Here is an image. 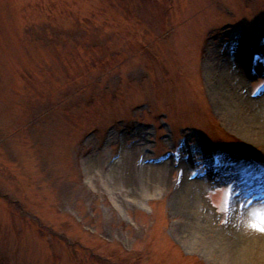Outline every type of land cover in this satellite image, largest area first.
I'll return each mask as SVG.
<instances>
[{
	"label": "rangeland",
	"instance_id": "374dc122",
	"mask_svg": "<svg viewBox=\"0 0 264 264\" xmlns=\"http://www.w3.org/2000/svg\"><path fill=\"white\" fill-rule=\"evenodd\" d=\"M263 34L264 0H0V264H264Z\"/></svg>",
	"mask_w": 264,
	"mask_h": 264
},
{
	"label": "bare ground",
	"instance_id": "6f19581e",
	"mask_svg": "<svg viewBox=\"0 0 264 264\" xmlns=\"http://www.w3.org/2000/svg\"><path fill=\"white\" fill-rule=\"evenodd\" d=\"M238 56H239V58H238L239 60L238 61H239V64H240L241 67H244L245 68L246 65H247L249 67L250 66L251 67H256V70L257 71H260L261 70V68H259L258 64H256V62H253L251 59L249 60L247 56H243L242 53L239 54ZM262 71H264V68L263 67H262ZM240 76H241V79L245 81V79H244L245 73H242V75H240ZM247 76L248 75L246 74V78H247ZM218 92L220 93L219 90H218ZM250 99H252V102L256 101L253 98H250ZM250 99H248V100L250 101ZM246 124H247V128L248 127L251 128L252 125H254L256 129L261 128V131L260 132L258 131L257 134L252 133V135H258V134L261 135L262 133H264L263 132L264 131V115L263 116H258V109H256L253 112V114L251 113V114H249L246 117ZM256 124H258V125L256 126ZM171 138H172V136H171ZM172 140H173V138H172ZM151 167H154L156 170L154 171V173L152 174V177H150V178H154L155 179V185L154 186L156 188L157 187L159 188L160 186H163L164 183H165V181H167L169 179L170 172H171L172 168L168 165V162L167 161L166 162H163L162 164H154ZM183 177H185V178L182 179V181L180 183L179 191L176 194V198H177V200H178L179 203H181V202L184 201V204H186V203L189 202L190 196H191V198H193V196H194V190H196V187L194 188V186H195L194 183L200 182V180L192 181V180H190V179L187 178L186 174H183ZM182 191H186V192H182ZM197 192H195L196 195L194 197L197 196V194H198ZM180 193H182L181 196H180ZM193 202H195V200ZM240 240H241V243H243V244L237 245V246L235 245V248L237 249V252H240L241 253V251H244L245 250L246 241L248 243H251L252 240L255 241L256 239L251 238V237H248L246 234H243ZM197 241H200V240H197ZM257 241H262V243L264 244V234L261 235L260 237H257ZM248 243H247V245H248ZM242 245H244V246H242Z\"/></svg>",
	"mask_w": 264,
	"mask_h": 264
},
{
	"label": "snow or ice",
	"instance_id": "6c2138e0",
	"mask_svg": "<svg viewBox=\"0 0 264 264\" xmlns=\"http://www.w3.org/2000/svg\"><path fill=\"white\" fill-rule=\"evenodd\" d=\"M252 227L258 228L260 231H264V212L261 213V218L258 222L251 224Z\"/></svg>",
	"mask_w": 264,
	"mask_h": 264
}]
</instances>
